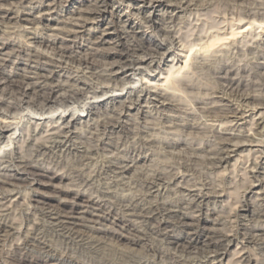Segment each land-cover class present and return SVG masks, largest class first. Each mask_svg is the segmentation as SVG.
Wrapping results in <instances>:
<instances>
[{
	"label": "rangeland",
	"instance_id": "374dc122",
	"mask_svg": "<svg viewBox=\"0 0 264 264\" xmlns=\"http://www.w3.org/2000/svg\"><path fill=\"white\" fill-rule=\"evenodd\" d=\"M139 1L0 0V220L14 228L0 264H264V0ZM31 169L59 177L42 186ZM73 190L106 218L62 235ZM116 217L140 221L137 244L114 237ZM24 233L48 251L15 253Z\"/></svg>",
	"mask_w": 264,
	"mask_h": 264
},
{
	"label": "bare ground",
	"instance_id": "6f19581e",
	"mask_svg": "<svg viewBox=\"0 0 264 264\" xmlns=\"http://www.w3.org/2000/svg\"><path fill=\"white\" fill-rule=\"evenodd\" d=\"M10 1H12V0H10ZM16 1V0H15ZM103 2L104 1H106V0H102ZM158 1V0H157ZM114 2V1H113ZM121 2V1H120ZM140 2V4H142L141 6L142 7H144V6H149V7H153V1L152 0H140L139 1ZM11 3V2H10ZM129 3V2H128ZM131 3V2H130ZM159 3H160V1H159ZM164 3V2H163ZM102 4V3H101ZM139 4V3H138ZM156 4V3H155ZM168 4V3H167ZM166 4V5H167ZM179 5V4H178ZM138 6V5H137ZM97 7V6H96ZM183 7V6H182ZM140 7H138V9H139ZM103 8H99V10L97 11V9L96 10H94V11H96V12H94L93 13V15H95V17L97 16V17H99V18H101V17H103V15H104V13H105V9L104 10H102ZM141 11V10H140ZM86 12V11H85ZM90 15V14H89ZM128 15V14H127ZM130 16V15H129ZM133 16V15H132ZM18 17V16H17ZM22 17H24V16H22ZM26 17V16H25ZM94 17V18H95ZM127 18V17H126ZM149 18H150V16H149ZM26 19V18H25ZM92 19V18H91ZM97 19V18H96ZM103 19V18H102ZM101 19V20H102ZM147 19H148V17H147ZM151 19V18H150ZM21 20V19H20ZM22 20H23V18H22ZM27 20V19H26ZM39 20V19H38ZM132 20V19H131ZM42 21V20H41ZM100 21V20H99ZM44 22V21H43ZM107 22H109V21H107ZM115 22V21H114ZM149 22V21H148ZM110 23V22H109ZM133 23V22H132ZM135 23V22H134ZM133 23V24H134ZM146 23V22H145ZM98 24H99V22H98ZM48 25V24H47ZM130 25V24H129ZM137 25H138V23H137ZM140 25V24H139ZM133 26V25H132ZM152 26V25H151ZM141 27V26H140ZM116 28V27H115ZM135 28V27H134ZM137 28H139V27H137ZM99 38H101V37H99ZM140 39V38H139ZM103 41V40H102ZM141 43V42H140ZM161 44H162V42H160ZM141 44H143V42L141 43ZM156 44V43H155ZM156 47V46H155ZM157 47H158V45H157ZM153 50V49H152ZM159 50V49H158ZM124 51V50H123ZM126 52V51H125ZM118 55H120V54H118ZM132 56V55H131ZM150 57V56H149ZM119 58V57H118ZM122 58V57H121ZM116 61V60H115ZM113 63V62H112ZM118 63V62H117ZM120 63V62H119ZM126 63V62H125ZM128 64V63H127ZM126 64V65H127ZM114 65V64H113ZM130 66V65H129ZM6 77V76H5ZM5 79H7V77L5 78ZM9 79V78H8ZM6 81H9V80H6ZM3 82V81H2ZM9 82H12V80H11V78H10V81ZM8 82V83H9ZM16 83V82H15ZM17 84V83H16ZM10 85V84H9ZM14 85V84H13ZM18 86V85H17ZM33 86V85H32ZM12 87V86H11ZM41 87V86H40ZM148 87V86H147ZM13 89H15V88H13ZM17 89V88H16ZM18 89H20V88H18ZM40 89H42V88H40ZM49 89V88H48ZM33 90H35V89H33ZM39 90V89H38ZM18 91V90H17ZM51 91V90H50ZM52 91H53V89H52ZM62 91V90H61ZM88 91V90H87ZM37 92V91H36ZM42 92V91H41ZM49 91H47V93H48ZM56 92V91H55ZM70 92V93H69ZM68 93L69 94H71V95H69L68 94V96H67V98H66V101H67V103H71V102H73V99H75L76 97L71 93L72 92V90L71 91H69ZM80 92V91H79ZM84 92V91H83ZM39 93H40V91H39ZM50 93V92H49ZM62 93H63V91H62ZM81 93V92H80ZM22 94V93H21ZM44 94V93H43ZM65 94H66V92H65ZM64 94V95H65ZM76 94V93H75ZM88 94V93H87ZM41 95V94H40ZM46 95V94H45ZM49 95V94H48ZM77 95H78V93H77ZM104 95V94H103ZM44 96V95H43ZM43 96H42V98H43ZM47 96V95H46ZM45 96V97H46ZM58 96V95H57ZM63 96V95H62ZM61 96V97H62ZM95 96V95H94ZM41 97V96H40ZM60 97V98H61ZM66 97V96H65ZM79 97H80V95H79ZM82 98H83V96H81ZM97 97V96H96ZM101 97V96H100ZM171 97V96H170ZM91 98H93V97H91ZM103 98V97H102ZM163 98V97H162ZM47 99V98H46ZM58 99V98H57ZM63 99V98H62ZM90 99V98H89ZM93 99H96V98H93ZM92 99V100H93ZM169 99V98H168ZM41 100V99H40ZM45 100V99H44ZM48 100V99H47ZM49 100H50V98H49ZM77 100V99H76ZM80 100V99H79ZM82 100V99H81ZM43 101V100H42ZM61 101V100H60ZM63 102H64V100H62ZM86 101V100H85ZM160 101V100H159ZM46 102V101H45ZM53 102H56L55 100H53ZM57 102H59V101H57ZM56 102V103H57ZM62 102V103H63ZM75 102V101H74ZM78 102V101H77ZM80 102H82V101H80ZM89 102V101H88ZM56 103H54V104H56ZM61 103V104H62ZM91 103V102H90ZM89 103V104H90ZM58 104V103H57ZM60 104V103H59ZM51 105V104H50ZM64 105H65V103H64ZM86 105V104H85ZM55 106V105H54ZM58 106V105H57ZM67 106V105H66ZM71 106V105H70ZM81 106V105H80ZM67 107H69V106H67ZM67 107H65V109L67 108ZM59 108H61V107H59ZM42 109V108H41ZM89 109V108H88ZM91 109H92V107H91ZM66 111V110H65ZM65 111L63 112V113H65ZM50 113V112H49ZM51 113H52V111H51ZM50 113V114H51ZM45 114V113H44ZM61 115V114H60ZM73 116V115H72ZM71 116V117H72ZM74 117V116H73ZM57 121V120H56ZM111 122H112V120H111ZM110 122V123H111ZM109 123V124H110ZM11 124H12V122H11ZM100 124V123H99ZM107 124H108V122H107ZM107 124H105V125H107ZM8 126L10 125V124H7ZM104 125V126H105ZM111 125V124H110ZM3 126V125H2ZM11 126V125H10ZM13 126V125H12ZM65 126V125H64ZM4 127V126H3ZM5 127H6V125H5ZM14 127V126H13ZM8 128V127H7ZM7 128H4V129H1L0 128V133L1 134H4V133H6L8 130H10L9 128L7 129ZM120 128V127H119ZM14 129V128H13ZM55 129H56V127H55ZM15 131V130H14ZM12 132H13V130H12ZM12 132H9V134H11ZM15 133V132H14ZM9 134H7L6 136H8ZM26 134V133H25ZM61 134V133H60ZM41 137V136H40ZM3 138H5L4 136H3ZM16 139V138H15ZM8 140V139H7ZM9 140H11V139H9ZM39 140V139H38ZM47 140V139H46ZM50 140V139H49ZM14 141V140H13ZM41 141L43 142L44 140H42L41 139ZM4 142V141H3ZM12 142V141H11ZM25 142V141H24ZM41 142V143H42ZM39 143H40V141H39ZM38 143V144H39ZM60 143V142H59ZM7 144H9V143H7ZM34 144V143H33ZM44 144V143H43ZM153 144V143H152ZM37 145V144H36ZM40 146H42L41 144L39 145V148H43V147H40ZM152 146V145H151ZM150 146V147H151ZM37 147V146H36ZM47 147V146H46ZM35 148V147H34ZM38 148V147H37ZM38 148V149H39ZM20 149V148H19ZM50 149V148H49ZM163 149V148H162ZM8 150V149H7ZM36 150V149H35ZM13 151V150H12ZM29 151V150H28ZM8 152H10V151H8ZM12 153V152H11ZM14 153V152H13ZM20 153V152H19ZM29 153H31V152H29ZM147 153V152H146ZM37 160H39V159H37ZM218 161H222L221 159L219 160L218 159ZM21 165V164H20ZM29 165H30V163H29ZM32 165V164H31ZM127 165V164H126ZM24 166V165H23ZM22 166V167H23ZM16 167V166H15ZM116 167V166H115ZM18 168H20V167H18ZM41 168V167H40ZM8 169V168H7ZM28 169H30V168H28ZM119 169H121V168H119ZM23 170V169H22ZM26 171H27V169H25ZM24 170V171H25ZM46 170V169H45ZM51 170V169H50ZM123 171H124V169H122ZM122 170H119V171H122ZM21 171V170H20ZM40 171V170H39ZM43 171V170H42ZM47 171V170H46ZM44 172V171H43ZM42 172V173H43ZM24 173V172H23ZM28 174L27 175H29L30 174V176H40L41 178H43V181H44V179H46L47 180V183L49 182V184H47V185H45L46 184V182H44L43 184H41L42 186H52V182L56 179V178H58L59 176L58 175H54L55 174V172H54V174L51 176L50 174H48L47 172L45 173V174H40V173H38V172H36L35 170H28V172H27ZM50 173V172H49ZM53 173V172H52ZM66 173V172H65ZM6 174V173H5ZM25 174V173H24ZM58 174V173H57ZM7 175H9L8 173H7ZM11 175V174H10ZM27 175H25V176H27ZM61 175V174H60ZM66 175H67V173H66ZM4 176V175H3ZM29 176V177H30ZM168 176V175H167ZM1 178H3L2 176H0ZM14 177V176H13ZM12 177V178H13ZM28 177V178H29ZM62 177H63V175H62ZM157 177V176H156ZM161 177V176H160ZM4 178H5V176H4ZM11 177L9 176V180H12V179H10ZM6 179V178H5ZM5 179H2L3 181L5 180ZM15 179V178H14ZM36 179V178H35ZM162 179V178H161ZM8 180V181H9ZM20 180H22V179H20ZM40 180V179H39ZM6 181V180H5ZM4 181V182H5ZM7 181V182H8ZM31 181V180H30ZM33 181V180H32ZM31 181V182H32ZM38 181V180H37ZM156 181H157V179H156ZM155 181V182H156ZM6 182V183H7ZM10 182V181H9ZM8 182V183H9ZM35 182V181H34ZM41 182H42V180H41ZM150 182V181H149ZM158 182V181H157ZM163 182V181H162ZM1 183V182H0ZM5 183V184H6ZM128 183V182H127ZM3 184V183H2ZM27 184V183H26ZM33 184V183H32ZM39 185H40V183H38ZM13 186V185H12ZM26 186V185H25ZM154 186H156V185H154ZM15 187V186H14ZM17 187V186H16ZM53 187V186H52ZM0 188H3L2 186H0ZM153 188V187H152ZM4 189V188H3ZM64 189V188H63ZM63 189H61L59 192H58V190H56V192H57V194L59 195L58 197H60V192L62 191L63 192ZM70 189V188H69ZM5 191H6V189H4ZM12 190V189H11ZM35 190V189H34ZM65 191L66 190H68V189H64ZM9 191V190H8ZM13 191V190H12ZM75 190H73V192H74ZM100 191V190H99ZM68 192V191H67ZM70 192V191H69ZM68 192V193H69ZM82 193V192H81ZM38 194H40V193H38ZM71 194V196H73L72 197V199H73V201H67V200H63V201H59L58 202V205L60 204V206L61 207H63V208H65V209H63L64 210V212H61L62 213V217L64 218V219H66L68 222H65V223H67V224H69V225H71V226H73V227H71V226H65L64 225V222H60L59 224L57 223H55V222H53V223H55L54 225H57L56 227H59V228H61V234L62 235H66L67 234V231H68V235H71L72 234V230L74 231L76 228L75 227H77L78 226V222L77 221H81V220H83V219H85V222H86V218L89 220V221H93L94 223H96L95 222V219H97V218H95V216H97L98 217V220L97 221H99L100 219H99V215L101 214L100 212H102V211H104V210H102V207L100 206V205H102V204H97V203H94V201H92L89 197H91V195L89 196H87V198H86V200H83L82 199V197L84 196V193L83 194H80V193H77V191H75L74 193H70ZM73 194V195H72ZM43 195V194H42ZM56 195V194H55ZM68 195V194H67ZM66 195V196H67ZM102 195H104V194H101V196ZM32 196V195H31ZM41 196V195H40ZM51 196V195H50ZM57 196V195H56ZM70 196V197H71ZM85 196V197H86ZM98 196V195H97ZM101 196H99V197H101ZM201 196V195H200ZM53 199H54V195L53 196H51ZM65 197V196H64ZM67 198V197H66ZM102 198H103V196H102ZM37 200H39L38 198H36ZM35 199V200H36ZM50 197H42L41 198V201H36V206H38L39 205V208L41 209V208H43L44 206H46V205H49L50 203H49V201H50ZM58 199V198H57ZM56 199V200H57ZM85 199V198H84ZM104 199V198H103ZM31 200V199H30ZM102 200V199H101ZM122 200V199H121ZM19 202V201H18ZM82 202H85L84 204L85 205H83V203ZM127 202H129V200H127ZM121 204L123 203L122 201L120 202ZM29 204H31V202L29 203ZM107 204V203H106ZM111 204H114V202L113 203H111ZM119 204V203H118ZM15 205V204H14ZM18 205H20V204H18ZM17 205V206H18ZM123 205V204H122ZM122 205H121V207H122ZM137 205V204H136ZM16 206V205H15ZM28 206V205H27ZM50 206H51V204H50ZM104 206V205H103ZM113 206H115V204L113 205ZM138 206V205H137ZM2 207V206H1ZM54 207H55V205H54ZM58 207V206H57ZM56 207V208H57ZM60 207V208H61ZM116 208H117V206H115ZM123 207H124V205H123ZM123 207H122V209H123ZM128 207V206H127ZM130 207V206H129ZM165 207V206H164ZM46 208V207H45ZM44 208V209H45ZM131 208V207H130ZM229 208V207H228ZM36 209V208H35ZM52 209V208H51ZM50 209V210H51ZM54 209V208H53ZM92 209L93 210H97V212H99L100 214L99 215H94V214H92L93 212H92ZM112 209V208H111ZM118 209V208H117ZM125 209H127V208H125ZM132 209V208H131ZM134 209V208H133ZM165 209V208H164ZM57 210H59V209H57ZM99 210V211H98ZM108 210V209H107ZM129 210V209H128ZM158 210V209H157ZM1 211V210H0ZM43 211V210H42ZM46 211V210H45ZM52 211V210H51ZM109 211H111L110 209L108 210V212ZM126 211V210H125ZM124 211V212H125ZM130 211V210H129ZM129 211L127 212V214L129 213ZM132 211V210H131ZM134 211V210H133ZM137 211V210H136ZM144 211V210H143ZM250 211V210H249ZM57 214H59V212H57V211H55ZM92 212V213H91ZM106 212V211H105ZM107 212V213H108ZM113 212V211H112ZM138 212V211H137ZM146 212H147V210H146ZM146 212H143L144 214H146L147 216H148V214H149V212L151 213V209H150V211L148 212V214L146 213ZM153 212V211H152ZM179 212V211H178ZM185 212V211H184ZM264 212V211H263ZM65 215H64V214ZM103 213V212H102ZM122 213V212H121ZM131 214L133 213V212H130ZM42 214V213H41ZM47 214V213H46ZM53 214V213H52ZM51 214V215H52ZM57 214H56V216H57ZM75 214H79L80 216H76ZM115 214V213H114ZM134 214V213H133ZM155 214V213H154ZM45 215V214H44ZM43 215V216H44ZM50 215V214H49ZM54 215V214H53ZM61 215V214H60ZM116 215V214H115ZM121 215V214H120ZM120 215H119V217H120ZM126 215V214H125ZM129 216H130V214H128ZM127 215V216H128ZM136 215V214H135ZM134 215V216H135ZM141 215H142V213H141ZM152 215V214H151ZM158 215V214H157ZM181 215H183L182 213H181ZM181 215H179V216H181ZM186 215V214H185ZM101 217L100 218H102L103 216H105V215H100ZM107 216H108V214H107ZM111 216V215H110ZM128 216V217H129ZM133 216V215H132ZM147 216H144L145 218H147ZM154 216V215H153ZM184 216V215H183ZM187 216V215H186ZM222 216V215H221ZM36 217V216H35ZM50 217V216H49ZM55 217V216H54ZM51 218V219H55V218ZM61 217V218H62ZM117 217H118V215H117ZM117 217H116V221H114L113 220V222H115V225L116 226H118V228L121 230L122 229V231L123 232H119V234L118 235H114V237L117 239V240H127L128 242H130V243H132V244H137L136 242H135V239H133V237H135V235H137V232H136V229L134 228L135 227V225H137L138 223H140V221L137 223L136 222V219H132L131 220V218H129L130 220H123V221H121V220H118L117 219ZM121 217H123V214L121 215ZM126 217V216H125ZM131 217V216H130ZM137 217V219L139 218L138 217V215L136 216ZM143 217V216H142ZM150 217V216H149ZM152 217V216H151ZM156 217V216H155ZM155 217L153 218L154 220H155ZM169 217V216H168ZM176 217V216H175ZM40 218V217H39ZM44 218H46V217H44ZM63 218H62V221H63ZM104 218V217H103ZM102 218V219H103ZM105 218H106V216H105ZM127 218V217H126ZM177 218V217H176ZM182 218V217H181ZM184 218V217H183ZM33 219H35V218H33ZM121 219V218H120ZM122 219H125V218H122ZM140 219V218H139ZM157 219V218H156ZM179 219H180V217H179ZM188 219V218H187ZM2 220V219H1ZM1 220H0V238H3L10 230H12V229H14L13 228V226L11 225L10 226V224H7L6 223V221H5V223L6 224H3V223H1ZM23 220V219H22ZM41 220V219H40ZM87 220V221H88ZM110 220H112V219H110ZM137 223V224H135L134 223V221ZM141 220V222H142V220L143 219H140ZM3 221V220H2ZM28 221V220H27ZM39 221V220H38ZM47 221L49 222V220L47 219ZM51 221H53V220H51ZM57 221H58V219H57ZM102 221V220H101ZM100 221V222H101ZM130 221H133V223L135 224V225H133V223L132 222H130ZM143 221H145V220H143ZM150 221V220H149ZM156 221V220H155ZM154 221V222H155ZM159 221H161V220H159ZM168 221H170V220H167V222ZM180 221H181V219H180ZM183 221V220H182ZM184 221H186V220H184ZM193 222L195 221V220H192ZM13 222H14V220H13ZM30 222V221H29ZM37 222V221H36ZM47 222V223H48ZM59 222V221H58ZM85 222H81L80 223V225L81 226H84L82 223H85ZM99 222V223H100ZM147 222V221H146ZM146 222H145V224H146ZM166 222V221H165ZM166 222V223H167ZM188 222V221H187ZM31 223V222H30ZM39 223V222H38ZM42 223V222H41ZM51 223V222H50ZM144 222H142V225L144 226L145 224H143ZM156 223V222H155ZM168 223H171V221L170 222H168ZM172 223H174V222H172ZM178 223H180V222H178ZM184 223V222H183ZM192 223V222H191ZM196 223H198V221H196ZM15 224V223H14ZM13 224V225H14ZM29 224V223H28ZM36 224V223H35ZM43 224V223H42ZM88 224V223H87ZM91 224V223H90ZM148 224H149V222H148ZM152 224H153V222H152ZM157 224H158V221H157ZM157 224L155 225V226H157ZM160 224V223H159ZM190 224V223H189ZM187 225V227L188 226H190V225ZM30 225V224H29ZM37 225V224H36ZM51 225H53V224H51ZM141 225V228H144L143 226ZM150 225H151V223H150ZM154 225V224H153ZM171 225H173V224H171ZM175 225V224H174ZM182 225V224H181ZM185 225V226H186ZM194 225V224H193ZM15 226H17V225H15ZM35 226V225H34ZM33 226V227H34ZM140 226V225H139ZM161 226H163L162 224H161ZM192 226V225H191ZM190 226V227H191ZM200 226V225H199ZM44 227V226H43ZM70 227V228H69ZM102 227V226H101ZM138 227V226H137ZM160 227V226H159ZM164 227V226H163ZM184 227V224H183V226H182V228ZM196 227H198L197 225H196ZM32 228V227H31ZM51 228V227H50ZM86 228H87V226H86ZM88 228H89V226H88ZM105 228V227H104ZM113 228H115V227H113ZM140 228V229H141ZM147 228V227H146ZM156 229H158L157 227H155ZM192 228V227H191ZM201 228V227H200ZM199 228V229H200ZM29 229H30V227H29ZM32 229H34V228H32ZM83 229V228H82ZM81 229V230H82ZM96 229H98V228H96ZM100 229V228H99ZM103 229V228H102ZM116 229V228H115ZM119 229H117V230H119ZM139 231H140V229H139V227L137 228ZM166 229H168V228H166ZM185 229H187V228H185ZM20 230V229H19ZM50 230V229H49ZM54 230V229H53ZM58 230V229H57ZM56 230V231H57ZM91 230V229H90ZM90 230H88V231H90ZM101 230V229H100ZM109 230V229H108ZM111 230V229H110ZM114 230V229H113ZM137 230V231H138ZM171 230V229H170ZM215 230V229H214ZM257 230H260V229H257ZM261 230H263V229H261ZM34 231H36V230H33V232ZM80 231V230H79ZM83 231H84V229H83ZM86 231V230H85ZM87 231V232H88ZM106 231V230H105ZM139 231H138V233H139ZM158 231V230H157ZM164 231V230H163ZM162 231V232H163ZM195 231V233H196V230H194ZM200 231H201V229H200ZM32 232V233H33ZM49 232V231H48ZM59 232V231H58ZM77 232V231H76ZM76 232H73V234L72 235H74ZM81 232V231H80ZM102 232V234L104 233L103 231H99V230H97V232L95 231V233H101ZM110 232V231H109ZM113 232V231H112ZM115 232V231H114ZM144 232V231H143ZM198 232H199V230H198ZM206 232H208V231H206ZM206 232H205V234H206ZM255 232V231H254ZM11 233V232H10ZM28 233V232H27ZM27 233H26V235H27ZM31 233V232H30ZM39 233V232H38ZM84 233V232H83ZM93 233V232H92ZM92 233H89L88 232V234H91L92 235ZM95 233L93 234V235H95ZM118 233V232H117ZM123 233H125V234H123ZM142 233V232H141ZM158 233H159V231H158ZM165 233V232H164ZM168 233L170 234V232L168 231ZM259 233H260V231H259ZM262 233V232H261ZM29 234V233H28ZM34 234V233H33ZM59 234V233H58ZM77 234H80V233H78L77 232ZM85 234H87V233H85ZM114 234V233H113ZM144 234V233H143ZM146 234V233H145ZM144 234V235H145ZM148 234V233H147ZM172 234V233H171ZM191 234V236H192V234L194 235V232L193 233H190ZM210 234H211V232H210ZM256 234H257V232H256ZM263 234V233H262ZM22 235V234H21ZM24 235H25V233H24ZM24 236V237H22V238H20V237H17V238H19L18 239V241H15V246L13 247L14 248V250H15V253H18V255H24V257H25V259L28 261L29 259H27V257L28 256H26V254L27 255H30L29 257H31V254H29V253H26L27 251H26V248L27 247H29V249H30V246L31 245H33V244H35L36 243V245H37V248L39 249H41V250H45L46 252L48 251V249H49V247H47L46 245H44L43 243H41V242H36V241H34L31 237H29V236ZM36 235H41V234H37L36 233ZM36 235H34V236H36ZM42 235H43V233H42ZM67 235V236H68ZM81 235V234H80ZM109 235V234H108ZM138 235H140V234H138ZM161 235V234H160ZM164 235V234H163ZM181 235V234H180ZM180 235H178V237H181ZM204 235V234H203ZM216 235V234H215ZM217 235H219V234H217ZM237 235V234H236ZM260 235V234H259ZM32 236V235H31ZM45 236V235H44ZM74 236H77L76 234L74 235ZM83 236V235H82ZM87 236V235H86ZM104 236V235H103ZM110 236V235H109ZM113 236V235H112ZM140 236H142V235H140ZM149 236V235H148ZM166 236V235H165ZM169 236H171V235H169ZM190 236V235H189ZM189 236H188V238H189ZM210 236V235H209ZM231 236V235H230ZM238 236V235H237ZM264 236V235H263ZM33 237V236H32ZM39 237H41L42 238V236H39ZM45 237H47V236H45ZM61 237V236H60ZM71 237V236H70ZM84 237V236H83ZM98 237H99V235H98ZM101 237H102V235H101ZM143 237V236H142ZM141 237V238H142ZM147 237V236H146ZM145 237V238H146ZM162 237V236H161ZM168 237V236H167ZM173 237H174V235H173ZM184 237V236H183ZM208 237V236H207ZM211 237V236H210ZM212 237H213V235H212ZM233 237H234V235H233ZM259 237V236H258ZM261 237V236H260ZM12 238V237H11ZM34 238V237H33ZM36 238V237H35ZM68 238V237H67ZM78 240H76V241H79V238L78 237H76ZM94 238H97V237H95L94 236ZM103 238V237H102ZM107 238V237H106ZM110 238H112V237H110ZM138 238H139V236H138ZM144 238V237H143ZM142 238V239H143ZM165 238V237H164ZM171 238V237H170ZM175 238V237H174ZM187 238V237H186ZM187 238V239H188ZM198 238V237H197ZM204 238H206V237H204ZM203 238V241L205 240ZM216 238H218V237H216ZM221 238V237H220ZM224 238V237H223ZM231 238V237H230ZM236 238H238V237H236ZM43 239V238H42ZM62 239V238H61ZM80 239H81V237H80ZM113 239V238H112ZM162 239V238H161ZM166 239V238H165ZM172 239V238H171ZM176 239V238H175ZM195 239V238H194ZM245 239V238H244ZM251 239V238H250ZM1 240V239H0ZM35 240H37V239H35ZM72 240V239H71ZM73 240H74V237H73ZM72 240V241H73ZM115 240V239H114ZM116 240V241H117ZM208 240V239H207ZM210 240V239H209ZM221 240V239H220ZM45 241V240H44ZM69 241H70V239H69ZM71 241V242H72ZM81 241V240H80ZM83 241V240H82ZM82 241L81 242H77V244H79V245H82L83 243H86V242H83L82 243ZM100 241V240H99ZM112 241V240H111ZM138 241V240H137ZM147 241V240H146ZM173 241H174V239H173ZM173 241L172 242H170V243H173ZM184 241V240H183ZM197 241V240H196ZM206 241V240H205ZM212 241V240H211ZM74 242V241H73ZM127 242V243H128ZM133 242H135V243H133ZM143 242V241H142ZM167 242H168V239H167ZM187 242V241H186ZM189 242V241H188ZM187 242V243H188ZM231 242V241H230ZM1 243V242H0ZM75 243V242H74ZM80 243H82V244H80ZM108 243V242H107ZM110 243V242H109ZM169 243V244H170ZM175 243V242H174ZM180 243V242H179ZM208 243V242H207ZM48 244V243H47ZM115 244H117V243H115ZM140 244V243H139ZM142 244V243H141ZM189 244H190V242H189ZM194 244H196V242L194 243ZM202 244V243H201ZM204 244V243H203ZM202 244V245H203ZM49 245V244H48ZM110 245H111V243H110ZM109 245V246H110ZM129 245H131V244H129ZM171 245V244H170ZM175 245H176V243H175ZM180 245V244H179ZM183 245V244H182ZM191 245H193V244H191ZM197 245H198V242H197ZM200 245V244H199ZM185 246V245H184ZM184 246H183V248H184ZM196 246V245H195ZM194 246V247H195ZM78 247V246H77ZM80 247V246H79ZM82 247V246H81ZM90 247V246H89ZM101 247H103V246H101ZM111 247H114V246H112L111 245ZM173 247V246H172ZM178 247V249H179V246H177ZM176 247V248H177ZM181 247V246H180ZM190 247V246H189ZM201 247V246H200ZM206 247V246H205ZM221 247H223V246H221ZM32 248V247H31ZM88 248V247H87ZM182 248V249H183ZM186 248H187V246L185 247V249H184V251L186 250ZM36 249V248H35ZM95 249V248H94ZM110 249H112V248H110ZM109 249V250H110ZM113 249H115V248H113ZM153 249V248H152ZM151 249V250H152ZM171 249V248H170ZM181 249V248H180ZM179 249V250H180ZM191 249V248H190ZM192 249H193V247H192ZM222 249V248H221ZM40 250V251H41ZM108 250V251H109ZM177 250V249H176ZM28 251H30V250H28ZM39 251V252H40ZM45 251H44V253H45ZM95 251V250H94ZM115 250H113V253H117V252H114ZM119 251V250H118ZM135 251V250H134ZM156 251V250H155ZM128 252H131V250L130 251H128ZM205 252V251H204ZM43 253V252H42ZM119 253H120V251H119ZM123 253H124V251H123ZM123 253H122V255H123ZM132 253V252H131ZM130 253V254H131ZM185 253V252H184ZM41 254V253H40ZM112 254V253H111ZM125 254L126 253H124V256H125ZM128 254V253H127ZM129 254V255H130ZM14 255V254H13ZM17 255V256H18ZM129 255H127V256H129ZM135 255V254H134ZM151 255V254H150ZM155 255V254H154ZM154 255H153V257H154ZM33 256V255H32ZM119 256V255H118ZM121 256V255H120ZM132 256H133V254H132ZM148 256V255H147ZM18 257H20V256H18ZM22 257V256H21ZM39 257V256H38ZM37 257V258H38ZM123 257V256H122ZM130 257H131V255H130ZM220 257V256H219ZM222 257V256H221ZM23 258V257H22ZM127 258V257H126ZM140 258V257H139ZM143 258V257H142ZM141 258V259H142ZM149 258V257H148ZM188 258V257H187ZM217 258V257H216ZM20 259V258H19ZM120 259H122V258H120ZM128 260H129V258H127ZM132 259H133V257H132ZM135 259V258H134ZM220 259V258H219ZM22 260H24V259H22ZM31 260V259H30ZM28 261L27 263H25V262H23L22 261V263L21 264H45L44 262L42 263L41 261H38V260H36V259H34V260H36L35 262H32V261ZM43 260V259H42ZM110 260V259H109ZM123 260V259H122ZM136 260V259H135ZM134 260V261H135ZM216 260V259H215ZM246 260V259H245ZM45 261V260H44ZM130 261H131V259H130ZM133 261V260H132ZM133 261V262H134ZM142 261V260H141ZM155 261V260H154ZM211 261V260H210ZM49 262V261H48ZM121 262V261H120ZM119 262V263H120ZM128 262V261H127ZM212 262V261H211ZM242 262H243V260H242ZM245 262V261H244ZM246 262H247V260H246ZM249 262V261H248ZM18 263V262H17ZM20 263H18V264H20ZM47 263V262H46ZM130 263V262H129ZM136 263V262H135ZM140 262H138L137 264H139ZM145 263V262H144ZM143 263V264H144ZM151 263V262H150ZM256 263V262H255ZM15 264H16V262H15ZM51 264H52V262H51ZM55 264V263H54ZM122 264H126V262H124V263H122ZM131 264H134V263H131ZM146 264V263H145ZM206 264H208V263H206Z\"/></svg>",
	"mask_w": 264,
	"mask_h": 264
}]
</instances>
